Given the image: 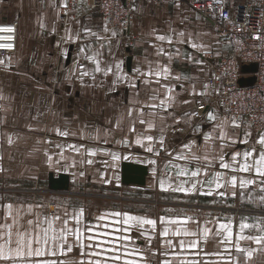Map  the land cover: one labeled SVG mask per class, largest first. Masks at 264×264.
<instances>
[{
    "label": "crops",
    "instance_id": "obj_1",
    "mask_svg": "<svg viewBox=\"0 0 264 264\" xmlns=\"http://www.w3.org/2000/svg\"><path fill=\"white\" fill-rule=\"evenodd\" d=\"M223 1L231 9L241 4L256 2V0ZM194 2L195 0H164L160 5L150 2L137 4L134 9L135 20L131 27L134 45L125 48L123 39L118 33L105 31L106 25L100 15L90 12L83 1L78 7L69 10L64 6L65 3L68 6V0H0V20L7 19L16 22L19 32L16 53L0 56V60L4 61L0 64V169H2L0 170V224H11L12 218L18 213L23 216L29 205L33 206L34 211L56 213L61 216L66 210L72 212L82 206L85 209V222L88 223H97L95 217L106 211H126L157 220L150 247L144 238L135 232L132 233L136 244L144 249L150 264H162L165 259L170 260L171 264H181V261L185 264L189 262L224 264L228 256L225 248L230 246L222 244L221 237L214 235L218 224L226 223L231 219L234 225H238L242 217H247L249 223L264 220V204L260 201L264 192L260 191L258 185L244 190L237 186L235 197L231 195L233 189L230 187L221 189L228 193L225 197L215 193L211 196L199 193L186 195L170 189L164 191L160 187V180L165 179L167 175L175 179L176 170L169 165V161L172 160L169 152L174 155L175 151H180L183 145L194 141L192 152L196 155L208 154L210 157H218L222 153H228L229 155L225 156L227 160L236 151L252 147L259 151L261 146L256 141L259 135L264 133V130L255 129L248 123L237 122L239 127L233 126V119L219 104L217 93L209 88L207 79L214 66V61L204 57L202 53L211 52L218 57L230 53L231 47L220 40L209 22L196 13L193 7ZM85 29H90L101 39L86 34ZM68 30L74 38L76 33H79V38L65 42ZM173 31L175 35H173L171 45L166 41L161 42L156 39L157 35H172ZM180 32L184 33L183 38L179 37ZM180 39H183L185 43H177ZM193 43L203 47L193 48ZM84 45H90L92 50L99 49L103 60L123 61L122 68L128 74L129 82L114 83L116 77L111 73L107 77L102 73H97L96 81H92L89 77H85L83 81L74 76L69 78V73L77 70V62L89 69L94 68V64L85 60L79 53V49ZM100 45H103V48H100ZM160 47L172 54L171 61L167 56L157 54ZM129 58H131L130 66H128ZM196 61H202V63ZM163 65L170 67L171 76L167 80L160 77V83H156L155 78L135 72L137 67L141 69V72L146 73L150 67L156 69ZM175 76L181 78L176 80ZM247 76L249 75L243 77ZM13 79L17 80L18 85L23 86V89L18 88L20 92L16 103L10 106L8 82ZM145 80L152 82L146 83ZM130 84L136 86L130 87ZM165 84L174 88L175 99L171 107L167 111L148 107L147 105L159 103L161 99H165L166 89L163 86ZM29 85L32 89L25 90V86L29 87ZM205 85H207L206 89ZM193 90L206 94L192 95ZM153 95L156 96L155 100L152 99ZM185 100L190 102L185 103ZM200 104H206V109L202 111L200 117L191 116L190 114L197 113V107ZM28 110H30V116L26 115ZM208 112H213L217 116V121H208L206 115ZM142 119L146 123L141 124ZM28 120V128L35 132L34 137L38 139L36 145L39 156L47 157V163H43L45 170L42 171L47 172L48 178L50 174L68 175L70 184L67 191L51 190L48 178L43 183L38 181L43 184V187L38 186L43 188L42 196L45 198L38 197L39 194L28 195L22 194L21 191L20 193L12 192L16 189L8 187L12 175L16 178L22 175L18 171L17 164L22 158L8 156L6 149L1 150L7 141V138L3 136L6 135L5 131L10 129H23ZM147 122L153 123L155 127L149 129ZM221 122L224 124L223 131L238 141L243 139L246 133H251L248 143L237 142L221 149L223 142L215 139L220 132L215 125ZM133 127L135 131H132ZM57 130L67 131L69 135L61 136ZM206 133H212L213 139L205 141ZM146 135L154 137L151 142L154 151L151 153L146 151L148 141L144 140L143 147L135 142L138 137L143 138ZM161 135L164 140L163 147L159 143ZM70 145L75 147H70ZM91 150H95L96 154L89 155ZM157 152L159 155L156 154ZM113 153L117 154L119 159L114 160ZM58 156L57 166H60L55 168L53 159ZM98 156H105V160L108 161L110 158V162L112 161V175L110 176L117 175L120 180L118 181L120 184H114L115 189L118 190L117 196L125 195L126 197L133 195L132 193L147 194L149 192L153 199L145 197L134 199V201L112 200L102 202L101 204L106 203V206L101 207H98L99 203L95 204V202L92 204L85 200H69L68 197L71 195L69 190L75 188L74 184L77 181L75 178L83 177L82 172L80 174L76 172L72 162L84 159V164L94 158L97 162L103 160ZM150 161H155V163H150ZM123 162L148 166L149 174L144 186L124 185L121 182ZM173 163L184 164V161H173ZM195 166V163L191 165V167ZM116 168H118L117 174ZM34 171L35 168L33 173L29 174L37 178L42 176L43 172L34 173ZM210 171L224 172L225 170L217 163L216 167ZM84 175H87V172ZM105 175L109 176L107 172ZM171 194L176 198L168 200L167 195ZM60 196H65L67 199H62ZM8 204L13 205L12 216L8 215L9 210L6 207ZM36 205L43 207L36 208ZM168 207L173 208L168 211L166 209ZM201 212L205 214L201 215ZM162 216L192 217L194 221L199 222V228L197 223L189 221L186 225L188 229L200 231L208 227L211 232L206 242L200 238V246L197 249L188 248L187 241L198 237H183L186 247L184 250L177 247L175 252L179 255H174L166 240L172 239L173 243H176L180 237L161 236L163 226L159 218ZM206 221L210 223L206 224ZM73 225L74 221H71L70 226ZM175 227L172 225L170 229ZM233 231L235 233L236 229L234 228ZM244 246L259 250L253 253L251 258H256L253 261L232 249V255L239 256L240 264H264V246L251 242L244 243ZM165 252L167 255H163ZM205 253H223V256L206 255ZM55 258L65 260L67 264H76L81 259L79 249H74L66 256Z\"/></svg>",
    "mask_w": 264,
    "mask_h": 264
},
{
    "label": "snow or ice",
    "instance_id": "obj_2",
    "mask_svg": "<svg viewBox=\"0 0 264 264\" xmlns=\"http://www.w3.org/2000/svg\"><path fill=\"white\" fill-rule=\"evenodd\" d=\"M220 0H217L219 3ZM67 7L66 3L64 5ZM105 31L107 27L105 26ZM0 31L13 32L14 29L9 27L0 29ZM86 34L101 37L98 34L91 32L90 29L84 30ZM115 35V33H112ZM173 35H157L156 39L161 42H167L169 45L173 43ZM179 37L183 38L184 33L180 32ZM79 38V33H76L73 37L70 30L67 31L65 36V42L73 41ZM259 37H257L258 39ZM0 39L11 40L12 37H0ZM177 43H185L183 39L177 41ZM59 46V45H57ZM193 48L203 47L202 45L192 44ZM0 48H12V44H0ZM103 48V45H100ZM79 53L87 61H91L94 64V68H87L84 64L77 62V70L69 73V78L75 77L81 81L85 77H89L92 81H96L97 73H102L107 77L110 73L116 77V82H129L128 74L123 71V61H112L102 59V52L99 49L92 50L90 45H84L79 49ZM158 55H165L171 61L172 54L165 51L163 47H160L157 51ZM177 54H179L177 50ZM186 58L190 59V57ZM202 63V61H196ZM4 63L0 60V64ZM135 72L147 77L155 78L156 83H160V77L167 80L171 76V69L168 65L159 66L156 69L149 68L148 72H141V69L137 67ZM180 76H175L174 79L179 80ZM134 79V77H133ZM146 83L152 82L151 80H145ZM130 87H135V84H130ZM166 89L165 99H161L159 103L147 105L153 109H162L167 111L171 107L175 97L173 95L174 88L168 84L163 85ZM207 85H205V89ZM205 92L197 93L193 90L192 95H204ZM153 100L156 96L153 95ZM185 103L190 101L185 100ZM203 107V105H201ZM142 113V109L140 110ZM131 115V112L129 113ZM186 115H189L186 113ZM191 116L198 115V113H192ZM207 119L210 122L217 121V116L213 112H208ZM178 122V121H177ZM141 124L146 123L143 119L140 120ZM148 123V128L152 129L155 125L151 122ZM233 126L239 127V124L233 119ZM216 128L220 129L219 134L215 137L222 141L221 149L237 142L247 144L248 137L251 133H246L245 137L241 140L230 137L223 131L224 124L216 123ZM59 135L68 136L67 131L57 130ZM132 131H135L133 127ZM212 133H206L204 140H212ZM144 140L149 142L146 147L147 152H153L154 148L151 142L154 140L152 135L138 137L136 144L144 146ZM11 143V140H9ZM161 147H163V136L159 140ZM261 147L257 151L255 147L244 149L242 151H236L229 156V159H225L228 153H222L218 157H210L208 154L198 156L192 152V148L195 145L193 141L191 144H185L180 151H175L168 154L172 156V160L169 161L171 168L175 169V179L172 176L167 175L165 179L160 180V187L164 191L169 189L174 192H181L186 195L202 194L213 195L214 193L225 197L228 195L226 191L221 189L232 188L231 195L235 197V189L237 186L241 190L247 189L251 186L258 185L261 192H264V133L259 135L256 141ZM70 147H75L71 146ZM79 151V149H75ZM187 150V151H185ZM95 150H91L89 155H95ZM159 155V153H156ZM114 160L119 159V156L115 153L112 154ZM173 161H184V164L173 163ZM87 163L91 164L92 161L88 160ZM155 163V161H150ZM195 163V167L191 165ZM219 164V167L224 169L221 171H210ZM2 170V169H0ZM231 173V174H229ZM247 174V175H245ZM83 175V173H81ZM105 183H111V181H105ZM167 183V186H165ZM260 201L264 204V195L260 197ZM8 215L12 216V204H8ZM42 205H36V208H42ZM85 209L81 206L78 209H74L72 212L67 210L64 215L53 213H43L33 210V206L29 205L27 212L21 216L19 213L12 218V223L0 224V262L2 264H67L65 260H58L55 257L66 256L74 249H79L81 259L76 264H150L145 255L144 249L136 244L135 238L132 235L133 232L137 233L140 237L144 238L148 242V246L151 245V240L155 233L157 226V220L134 215L129 212L110 211L104 212L95 220L97 223L85 222ZM219 219V218H217ZM74 221V225L70 226V222ZM189 221L197 223L199 228V222L194 221L192 217H160L159 222L163 226L161 236L180 237V239L173 243L172 239H167L166 243L170 249L173 250L174 255H179L175 252L178 247L184 250L186 247V241L183 237H198L187 241V247L190 249H197L200 246L201 239L206 242L208 234L211 229L204 227L200 231H192L186 227ZM59 222V223H58ZM210 223V221L205 222ZM175 225L174 229H170V226ZM150 226V227H145ZM236 229L235 233L233 229ZM251 232H257L259 234L252 235ZM216 236L221 237L220 242L227 244L230 247L225 248V252L228 253L227 259L224 260V264H240L239 256L232 255V249L238 254H243L246 258L250 259L254 252L258 251V248L245 247L244 243L251 242L258 246H264V220H256L253 223L248 222L247 217H242L238 225H234L230 219L226 223H219ZM199 254V253H196ZM206 255L223 256V253H205ZM155 255V253H153ZM167 255V252L163 253ZM162 264H171L170 260H163ZM181 264H185L181 261ZM189 264H199V262H189Z\"/></svg>",
    "mask_w": 264,
    "mask_h": 264
},
{
    "label": "built area",
    "instance_id": "obj_3",
    "mask_svg": "<svg viewBox=\"0 0 264 264\" xmlns=\"http://www.w3.org/2000/svg\"><path fill=\"white\" fill-rule=\"evenodd\" d=\"M88 10L100 15L110 31L118 33L125 48L134 45L131 27L135 20V6L141 2L160 5L164 0H68L67 9L79 6L80 2ZM196 13L209 22L212 30L231 47V52L215 57L211 52L202 55L214 61L207 79L210 89L218 95V102L228 116L239 123H248L255 129L264 130V0L241 4L229 8L223 0H195ZM13 28V32L0 31V44H12V48H0V56L16 53L18 49V25L7 19L0 20V29ZM257 37H259L257 39ZM257 64L255 82L251 86H241L242 66ZM203 105V107H201ZM206 104L197 109L200 117Z\"/></svg>",
    "mask_w": 264,
    "mask_h": 264
},
{
    "label": "rangeland",
    "instance_id": "obj_4",
    "mask_svg": "<svg viewBox=\"0 0 264 264\" xmlns=\"http://www.w3.org/2000/svg\"><path fill=\"white\" fill-rule=\"evenodd\" d=\"M1 9V8H0ZM1 13V10H0ZM4 12H2L3 14ZM26 83V82H25ZM8 102L10 106H13L16 103V100L19 96L18 88L23 89V86L18 85L17 80H9L8 82ZM25 90L27 89H32V86L29 85V87L25 86ZM26 94H29V92H25ZM31 94V93H30ZM25 96V95H24ZM29 99V98H28ZM31 99V97H30ZM27 116H30V110L26 112ZM25 127L23 129H14V130H8L5 131V136L3 138H7L6 144L3 145L2 149H6L7 155L8 156H20L22 158L21 161H18V171L21 172L22 175H19L18 178L15 177V175H12L9 179L8 182V187L13 188L15 191L12 192H19L21 191L22 194H34L37 195L39 194L41 198H45L42 196L43 192V184L38 183V181L46 182L48 176L47 172H43L42 170H45V167H43V163H47V157L46 156H39V150L37 144V138L34 137L35 132L28 128L29 127V120L27 123H25ZM33 136V137H32ZM9 140H11V143H9ZM5 152V153H6ZM4 154V152H3ZM46 157V158H45ZM102 157L103 160L101 161H96L95 158L92 161L91 164L89 163H84V159H78L73 161V165L75 166V170L77 173H83V177L77 176L75 179L77 180L76 183L74 184L75 188L69 190V195L68 199L71 201H80V200H85L88 202H92V204H98V207L101 206H106V203L101 204L102 202H110L112 200H129V201H134V199L138 198H152V194L147 192V194H135L132 193L133 195L129 196H117L118 195V190L115 189L114 184H120L118 176L116 175L115 177L110 176L112 175V161L110 162L109 160H105V156H98ZM106 157H111V156H106ZM53 162L55 164V168H59L57 164L59 163V156L53 159ZM35 168V172H43L41 173V177L37 178L34 175H31L29 173H33V169ZM40 169V170H39ZM62 169V168H61ZM86 169V170H85ZM88 169V170H87ZM105 170L104 172L108 173L109 176H106L104 172L101 173V171ZM110 171V172H109ZM118 168H116V174H117ZM87 172V175H84V173ZM104 173V174H103ZM100 174V175H99ZM102 176V177H101ZM105 181H111V183H105ZM38 183V184H37ZM42 187H39V186ZM120 186V185H118ZM121 187V186H120ZM125 189L124 187H121ZM23 189V190H21ZM34 189V191H33ZM81 191V192H77ZM13 194V193H12ZM148 195V196H147ZM136 197V198H134ZM168 200L175 199L176 196L171 194L167 195ZM58 198V196L56 197ZM62 199H67L65 196H60ZM179 200V199H178ZM136 202V201H135ZM173 207H168L166 208L168 211H170ZM206 212V211H205ZM205 214L204 212H201V215ZM251 260L255 261L256 258H251Z\"/></svg>",
    "mask_w": 264,
    "mask_h": 264
},
{
    "label": "water",
    "instance_id": "obj_5",
    "mask_svg": "<svg viewBox=\"0 0 264 264\" xmlns=\"http://www.w3.org/2000/svg\"><path fill=\"white\" fill-rule=\"evenodd\" d=\"M131 64V58L128 59V66ZM257 64L251 63L242 66V73L244 75H249L240 79L241 86H251L255 82L254 74L257 71ZM149 174V169L147 165L133 163V162H123L121 167V182L124 185H138L144 186L146 184V179ZM49 185L50 189L53 191H67L69 189V176L66 174H60L55 176L54 174L49 175Z\"/></svg>",
    "mask_w": 264,
    "mask_h": 264
}]
</instances>
